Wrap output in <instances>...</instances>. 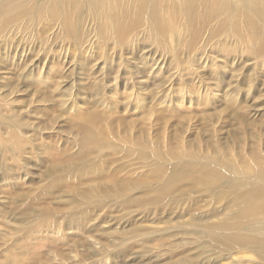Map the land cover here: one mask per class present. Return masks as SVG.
Here are the masks:
<instances>
[{
    "label": "bare ground",
    "instance_id": "bare-ground-1",
    "mask_svg": "<svg viewBox=\"0 0 264 264\" xmlns=\"http://www.w3.org/2000/svg\"><path fill=\"white\" fill-rule=\"evenodd\" d=\"M179 25L184 26L186 31L183 36L178 33L179 30L175 27H179ZM87 26L92 29L95 26L98 33H101L102 37L99 39L98 45H95V40L91 42L98 33L90 37ZM33 34L39 35L37 43L40 40L41 44L37 47L39 52L42 51L41 55L36 58L38 64L42 63V67H44L43 63L49 57L50 62L56 63L58 66L59 56L55 52L47 50L46 43L60 39L61 42L68 45L66 46L69 47L68 50L73 51L74 54L77 52V58H80L83 63L81 68L87 75L86 81L90 80L88 76L96 73H91L88 67V62L91 63V61L85 56L88 52L83 46L84 42L90 44V48H95L97 51L111 50L113 53H118V58L123 55L130 58L135 53L134 46H142L141 49L147 50L150 54L152 52L155 55L159 53L178 62L179 65L175 67L177 71L185 69L180 64L183 58L180 60L181 56H187L189 60L201 61L200 56L204 52L203 48L207 45L210 47V51L207 52L208 58H211L209 53H216L222 61L231 62L233 66L235 64V62L232 63L233 58L244 56L245 60L256 61L253 68H258L261 63L264 64V0H0V59L7 63L17 64L19 69L23 66L24 69L29 68L26 67V63L29 64L34 58L30 47V38L34 37ZM241 46L242 48H240ZM2 51L3 55H1ZM96 53L94 52L92 56H95ZM67 54L72 55L69 52ZM141 59L144 61L143 56ZM241 62L243 63V61ZM111 66L107 70L115 73L114 65ZM191 66L194 67L193 64ZM240 68L239 66L238 69L240 70ZM71 70L68 72L75 71V68ZM232 70L237 71L233 68ZM46 73L47 77L66 78L62 77V69L46 67ZM159 73H162L160 69L155 72L156 75ZM163 73L166 74V72ZM18 76L20 77V75ZM18 76L16 77L18 78ZM33 77L36 78V75ZM42 77L46 76L42 75ZM35 80L31 82V85L32 83L35 86L40 84V88L58 90V85L49 84L47 87V83L43 80L38 78ZM90 83L87 84L86 89L92 95H96L89 96V99H92L89 107L77 108L75 118L67 119L68 126L72 128L73 133L77 137L79 136V140L81 138V144L75 140L66 144L64 142L62 148L57 145L55 147L54 143L50 146H42V151H45L48 156V160H45L49 161L47 173L54 176V183L48 185V190L45 187L46 191L43 192L42 198L40 197L42 201L40 200L39 204L35 202V199L32 201L33 197L31 203L28 201L29 204L27 203L24 210L18 213L20 218H32L34 222L36 221V226H42L50 233L52 231L50 227H53L54 230L57 227L62 230L75 228L84 230L87 228L84 223L92 220L96 215H94L96 209L92 202L95 203L97 200L102 203L108 202L111 197L109 193L114 191L121 193L122 198H130L129 195L133 190L146 191L151 187L156 196L171 197L170 199L174 200L173 205L179 207L180 205L176 203L178 200L175 198L187 196V193L193 190L196 185H203L205 190H208L220 183L222 188L228 187L232 190V195H235V199L240 201L238 209L233 213L222 212L220 223L214 226L205 225L204 229L210 227L217 229V232L212 233L209 237L223 248L224 253H234L242 247L247 252L256 255L253 264H264V239H258L252 234V232L264 233V154L261 158H257V153L250 146L254 143L251 141L247 144L246 154H243L247 156L242 158V154H238L241 147H233L236 152L232 154L233 150L223 148L225 141L219 140L218 136L216 140L212 138L213 140L202 142L197 139L189 140L188 137L179 139L178 135L173 134L165 136L160 130L172 120L167 117L169 110L172 111L169 106V109L163 107L157 111L150 108V114L156 112L153 118L154 122L144 123L143 119L146 116L140 113L137 114L138 117L128 121L124 114H120V108L126 111L127 106L134 105L135 109H140L144 100L140 96L141 94L135 93L129 97L111 96L105 100L100 98L102 83L92 81ZM124 90L126 91V85ZM165 97L167 98L163 100L169 101L168 96ZM69 98L66 100V104L71 102ZM72 102L74 101L72 100ZM5 105L6 103L4 107ZM99 107L101 109H98ZM230 107H235L236 110L239 108L233 104ZM5 109L12 110L8 104ZM13 111L10 113L16 117V119H12V122L14 121L13 131L8 132L7 137L0 139V146H3L5 141L9 142L11 147H8L7 150L11 157L28 158L32 151L25 137L30 132L29 124L24 119L25 112ZM203 113L206 112L203 111ZM210 115L209 117L205 116L204 120L210 119L212 117ZM5 118L7 119V117ZM178 119V124L182 125V118L177 117ZM231 120L236 123L238 121L235 117H232ZM137 124L141 126L136 127ZM5 125L9 126L8 123ZM31 142L33 143V141ZM49 148L50 150H48ZM150 148V159L148 157L144 161V149ZM250 159L252 162L249 161ZM131 160L136 161L135 166L150 173V176L145 178L146 173L130 168ZM144 165L146 166L143 167ZM230 172L236 175L235 179L226 177ZM2 176L4 175L2 174ZM212 179L216 180L213 184L210 182ZM154 185L155 187H152ZM51 192L67 197V199L62 198V206L57 208L45 206L46 201L51 199L48 197ZM178 193L180 194L178 195ZM142 195L148 198L150 194L142 192L137 201L133 202L139 203L137 205L141 206ZM77 199L85 201V204L78 203ZM144 203H148L149 206V200H145ZM63 206L68 208L65 209ZM82 206L86 208L81 212ZM188 206L189 204L183 208L186 213L192 209ZM221 208V211L225 209L224 206ZM173 209V206H168V209L165 210L171 212ZM55 215L61 218L53 221ZM192 215L194 216V214ZM46 217H50L49 220ZM259 218L263 220L254 224L253 221H257ZM207 236L205 232H200V238ZM73 243L76 244V242ZM85 246L87 249L90 248L88 241H85ZM123 257V255L120 256V258ZM187 258L189 259V257ZM188 259L186 260L187 264L190 262ZM59 261L61 262V260Z\"/></svg>",
    "mask_w": 264,
    "mask_h": 264
},
{
    "label": "rangeland",
    "instance_id": "rangeland-1",
    "mask_svg": "<svg viewBox=\"0 0 264 264\" xmlns=\"http://www.w3.org/2000/svg\"><path fill=\"white\" fill-rule=\"evenodd\" d=\"M87 27L90 37L98 33L95 26L93 29L90 26ZM175 27L178 28V33L181 36L186 32L182 25ZM38 37L39 35L35 34L34 37L31 36L30 38V47L34 58L33 61L31 60L32 62L30 61L31 63H26V67L29 68L24 69L23 66L19 69L17 64L7 63L0 59V123H2L0 125V139L7 137L8 132L13 131L14 121L12 122V119H16V117L10 114L12 110L25 112L24 119L29 124L28 130H30L25 137L32 150L30 158H13L7 150L8 147H11L9 142L5 141V144L0 146V263L187 264L186 260L189 257L190 262L188 264H253L256 255L247 252L242 247L234 253H224L223 248L209 237L212 233L217 232V229L215 227L204 229L205 225L214 226L220 223L222 212L230 211L233 213L238 209L240 201L235 199V195H232V190L228 187L222 188L220 183L208 190H205L203 185H196L193 190L187 193V196L179 199L175 198V200H178L176 203L180 205L179 207L173 205L174 200L170 199L171 197L160 198L156 196L151 187L147 188L146 191L133 190L129 195L130 198H122L121 193L114 191L109 193L111 197L108 202L103 201L105 204L102 201L99 202V200L95 203L92 202L96 209L94 215H96L92 220L90 219L84 223L87 225L84 230L79 228L62 230L58 227L54 230L53 227H50L52 230L50 233L42 226H36V221L34 222L32 218H20L18 213L24 210L29 202L31 203L32 197V201L35 199V202H40L43 192L48 190V185L54 183V176L47 173L49 161H46L48 156L45 151H42L43 147L54 143L55 147L57 145L62 148L64 142L66 144L75 140L81 144V138L79 140V136L77 137L73 133L72 128L68 126L67 119L75 118L77 108L89 107V103L92 102L89 96L96 95H92L86 89L87 84H91V81L102 83L100 98L105 100L111 96L129 97V95L133 96L135 93L141 94L140 96L144 100L140 109H135L134 105L127 106L126 111L120 108V114H124L128 121L135 119V117H138L137 114L140 113L146 116L143 119L144 123H149L153 121L156 114V112L150 114V108L157 111L163 107L166 109L170 107L172 111L169 110L167 117L172 119L170 122H174H167V125L165 124L163 129L160 130L165 136L173 134L178 135L179 139L188 137L189 140L197 139L200 142L220 138L219 140L225 141V147L223 148L233 150L232 154L236 152L233 147H241L238 154H242V158H246L247 155L243 154H246L247 144L252 141L254 144L250 145L251 149L257 153V158H261L264 154V64L261 63L258 68H253L256 61L245 60L242 56L236 59L233 58L232 63L235 62V64L232 66L231 62L225 63L220 57H217L216 53H209L211 58H208L207 52L210 51V47L206 45L203 48V54L200 56L201 61L193 59L192 61L187 59V56H181L180 60L183 58L180 64L185 69L182 68V70L177 71L175 67L179 65L178 62L159 53L155 55L152 52L150 54L147 50L141 49L142 46H134L135 53L132 57L127 58L123 55L118 58V53H113L111 50H104L102 53L95 48L91 49L90 44L84 42L83 46L86 47L88 52L85 56L91 61V63L88 62V67L91 73H96L88 76L90 80L87 79L86 81L87 75L81 68L83 63H81L80 58H77V52L74 54L73 51L68 50L69 47H66L68 45L61 42L60 39L46 43V49L55 52L59 56L58 66L56 63H51L49 57L43 63L44 67H42V63L38 64L36 58L42 53L37 48L41 45L40 40L37 43ZM101 37V33H98L97 36L92 38L91 42L95 40V45H98ZM71 50H73L72 47ZM67 52L72 53V55L67 54ZM92 52L97 53L92 56ZM1 55H3V51ZM140 56H143L144 61ZM34 59H36L35 62ZM118 59L120 61L123 59L122 62L124 63ZM192 64L194 67L191 66ZM111 65H114L115 73L107 70V68L112 67ZM237 66L241 67L240 70ZM46 67L62 69V77L65 76L66 78L61 79L58 78L59 76L47 77ZM73 68H75V71L68 72ZM232 68L237 71H233ZM157 69H160L162 73L156 75ZM163 72H166V74ZM34 75L39 80L47 83V87L49 84L58 85V90H48L45 89L46 87L43 89L39 87L40 84H37L38 87L33 83L31 85V82L36 79L33 77ZM42 75L46 77L43 78ZM125 85L126 91L124 90ZM163 91L165 96H168L169 101L163 100L167 98L164 96ZM68 98L71 102L66 104ZM7 104L12 110L5 109ZM232 104L239 107L238 110L235 107H230ZM3 109L5 110L2 112ZM202 110L206 113H203ZM192 113L193 115H191ZM209 115L212 117L204 120V117H209ZM177 117L182 118V125L178 124L179 119L177 120ZM232 117L238 120H236L237 123L231 120ZM6 123L9 126L5 125ZM139 126L141 125L137 124L136 127ZM151 135L153 134L151 133ZM70 144L72 145V143ZM74 147L76 148V146ZM75 148H72V150H75ZM144 152L143 159L146 161L148 157L150 159L151 148L144 149ZM249 161L252 162L251 159ZM135 162L131 160L130 168L136 169L137 172L143 171L146 173L145 170L138 169ZM22 176L24 177L22 178ZM148 176H150V173H146L145 178ZM226 177L235 179L236 175L230 172ZM210 182L213 184L216 180L212 179ZM4 183H7V186ZM152 187H155V185ZM52 192L48 196L51 199L46 201L45 206L49 208L62 206V198L67 199V197L58 196L56 192H54L55 194ZM142 192H148L150 195L148 198L142 195L140 200L142 205L140 206L137 205L139 203L133 201H137ZM143 200H149V206ZM76 201H79L78 203L82 205L85 204V201L78 199ZM184 204H189L188 207H192L190 212H184ZM168 206H173L174 209L171 212H166ZM222 206L225 207L223 211H221ZM64 208L67 209L68 207L65 206ZM85 208L82 206L81 212ZM72 212L77 211L73 210ZM50 217L46 218L49 220ZM60 218L53 217V221ZM262 220V218H259L257 221L254 220L253 223L256 224ZM94 227L96 228L94 229ZM200 232H205L208 236L200 238ZM252 234L258 239H264V233L252 232ZM85 241H88L90 248L87 249ZM73 242H76V244ZM13 246L15 248H12ZM6 248L8 249L6 250ZM121 255L124 257L120 258Z\"/></svg>",
    "mask_w": 264,
    "mask_h": 264
}]
</instances>
